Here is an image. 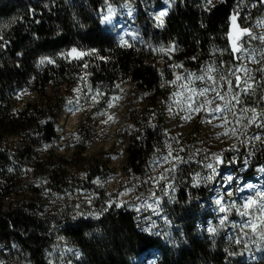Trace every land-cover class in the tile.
<instances>
[{"label":"trees","instance_id":"obj_1","mask_svg":"<svg viewBox=\"0 0 264 264\" xmlns=\"http://www.w3.org/2000/svg\"><path fill=\"white\" fill-rule=\"evenodd\" d=\"M240 1L171 0L158 22L154 11L162 0H0V244L16 248L8 264L256 263L260 236L230 230L238 217L227 219L212 205L210 183L192 187L172 179L177 196L162 199L156 235L142 232V216L126 206L103 209L102 189H92L96 217L74 215L68 195L93 188L91 180L109 170L101 155L85 151L95 136L91 114L102 115L117 97L123 100L120 148L144 184L150 160L167 142L168 83L215 62L226 73L236 62L231 22L241 23ZM120 4L135 10L138 40L120 43L102 29L99 11ZM71 48L84 56L43 61ZM91 99L72 150L58 152L66 144L62 114L76 100ZM79 175L85 180L78 183ZM43 195L54 200L51 207Z\"/></svg>","mask_w":264,"mask_h":264},{"label":"rangeland","instance_id":"obj_2","mask_svg":"<svg viewBox=\"0 0 264 264\" xmlns=\"http://www.w3.org/2000/svg\"><path fill=\"white\" fill-rule=\"evenodd\" d=\"M208 1L212 5L213 0ZM170 3L171 0H162L161 7L155 9L154 18L158 22ZM240 6L244 10L240 25L236 26L235 20L231 22L234 36L231 50L236 62L228 66L227 72H222L225 66L222 62L219 65L215 62L199 72L182 75L178 83L174 80L168 83L171 92L166 103L170 116L167 142L150 160L144 184L137 182L126 167L120 148L122 98H115L102 115L91 114L96 121L95 136L85 154L101 155L109 170L102 179L91 180L93 188H75L73 194H68L74 203V215H81L83 210L91 217L98 216L91 205L96 196L92 189H102L108 197L103 209L126 206L136 211L144 221L142 232L154 235V230L162 226V199L174 200L177 196L172 179H184L192 187L210 183L212 205L227 219L233 213L238 217L237 223L229 225L230 230L249 229L250 236H260L254 250L255 264H264V0H241ZM134 15L135 10L127 4L107 5L99 11L102 29L120 43L138 40L133 31ZM84 54L71 48L43 61L52 63L65 57L79 60ZM224 59L227 60L225 55ZM85 83L83 74L74 88L76 97ZM91 102L92 99L76 100L62 114V137L66 144L58 152L72 150L76 125L81 115L91 112ZM186 165L189 168L182 171ZM84 180L79 175L77 182ZM43 199L48 207L54 203L49 196L43 195ZM14 250L13 244L6 247L0 244V264L11 262Z\"/></svg>","mask_w":264,"mask_h":264},{"label":"built area","instance_id":"obj_3","mask_svg":"<svg viewBox=\"0 0 264 264\" xmlns=\"http://www.w3.org/2000/svg\"><path fill=\"white\" fill-rule=\"evenodd\" d=\"M142 231V230H141ZM159 230H154V235L158 234Z\"/></svg>","mask_w":264,"mask_h":264}]
</instances>
